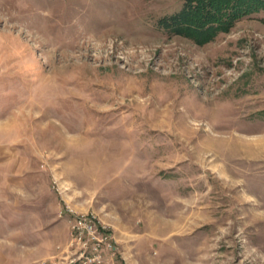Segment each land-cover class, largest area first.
I'll return each mask as SVG.
<instances>
[{"label":"rangeland","instance_id":"obj_1","mask_svg":"<svg viewBox=\"0 0 264 264\" xmlns=\"http://www.w3.org/2000/svg\"><path fill=\"white\" fill-rule=\"evenodd\" d=\"M185 1L0 0V262L88 216L120 264H264V12L200 46Z\"/></svg>","mask_w":264,"mask_h":264},{"label":"trees","instance_id":"obj_2","mask_svg":"<svg viewBox=\"0 0 264 264\" xmlns=\"http://www.w3.org/2000/svg\"><path fill=\"white\" fill-rule=\"evenodd\" d=\"M261 12L264 0H186L179 12L161 18L158 28L204 46Z\"/></svg>","mask_w":264,"mask_h":264},{"label":"built area","instance_id":"obj_3","mask_svg":"<svg viewBox=\"0 0 264 264\" xmlns=\"http://www.w3.org/2000/svg\"><path fill=\"white\" fill-rule=\"evenodd\" d=\"M112 250L108 236L99 232L91 217L77 216L72 222V238L63 264H120L108 260L107 250ZM51 264H59L52 262ZM61 264V263H60Z\"/></svg>","mask_w":264,"mask_h":264},{"label":"crops","instance_id":"obj_4","mask_svg":"<svg viewBox=\"0 0 264 264\" xmlns=\"http://www.w3.org/2000/svg\"><path fill=\"white\" fill-rule=\"evenodd\" d=\"M0 264H7V263H5V262L3 261V262H0ZM25 264H27V263H25Z\"/></svg>","mask_w":264,"mask_h":264}]
</instances>
